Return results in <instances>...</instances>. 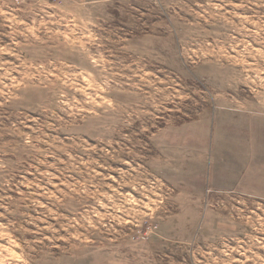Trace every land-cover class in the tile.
<instances>
[{"label":"rangeland","instance_id":"1","mask_svg":"<svg viewBox=\"0 0 264 264\" xmlns=\"http://www.w3.org/2000/svg\"><path fill=\"white\" fill-rule=\"evenodd\" d=\"M253 118L264 0H0V264H264Z\"/></svg>","mask_w":264,"mask_h":264},{"label":"crops","instance_id":"2","mask_svg":"<svg viewBox=\"0 0 264 264\" xmlns=\"http://www.w3.org/2000/svg\"><path fill=\"white\" fill-rule=\"evenodd\" d=\"M252 121H254L252 128L256 130V137H261L264 141V135H259L260 130L264 129V119L253 118ZM243 123L240 126L242 130L238 129V133H236L237 139L234 141L233 146L234 149L237 148V151L240 150L241 153L233 152L232 154L230 170L232 175V186L245 184L248 192H252L253 195H258V197L264 199V154L256 151V142H252V146L249 147L247 151L243 149L245 147L243 146L244 142H239V136L243 135ZM232 126L239 128L237 124H232ZM234 180L235 184L233 183Z\"/></svg>","mask_w":264,"mask_h":264}]
</instances>
